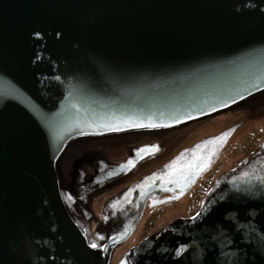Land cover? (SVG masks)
Instances as JSON below:
<instances>
[{
	"label": "water",
	"instance_id": "obj_1",
	"mask_svg": "<svg viewBox=\"0 0 264 264\" xmlns=\"http://www.w3.org/2000/svg\"><path fill=\"white\" fill-rule=\"evenodd\" d=\"M246 107L235 125L135 179L144 186L132 216L118 213L126 186L106 204L115 215L97 212L103 189L169 153L187 128ZM248 118H264V0H0V264H110L150 193L169 192L144 179L200 151L210 165ZM127 119L170 126L104 127ZM118 133L100 155L76 153L85 143L70 146L77 161L62 154L78 137ZM128 151L135 167H121ZM125 261L264 264V142L224 170L199 212L155 230Z\"/></svg>",
	"mask_w": 264,
	"mask_h": 264
},
{
	"label": "rangeland",
	"instance_id": "obj_2",
	"mask_svg": "<svg viewBox=\"0 0 264 264\" xmlns=\"http://www.w3.org/2000/svg\"><path fill=\"white\" fill-rule=\"evenodd\" d=\"M246 111H249V107L197 121L184 131L169 153L147 160L146 167H137L134 176L103 189V195L94 198L97 212L102 213L108 199L115 196L120 188L130 184L128 182L145 178L153 167L203 138L222 131L223 125H235V119L246 117ZM263 142L264 118H248L246 127L235 129L231 133L193 188L187 191L178 189L174 192L178 197H172L170 192L164 193L156 197L157 201L146 204L147 210L139 226L118 250L120 254L117 256V251L114 252L110 264H130V261L125 260L131 251L155 234V230L183 215L199 212L206 195L217 180L224 175V170L241 165Z\"/></svg>",
	"mask_w": 264,
	"mask_h": 264
},
{
	"label": "flooded vegetation",
	"instance_id": "obj_3",
	"mask_svg": "<svg viewBox=\"0 0 264 264\" xmlns=\"http://www.w3.org/2000/svg\"><path fill=\"white\" fill-rule=\"evenodd\" d=\"M118 138L123 139L124 137H122L120 135V133L113 134V135L109 134V135H100V136H82V137H78V138L74 139L73 141L69 142L66 145V147L64 148L62 154L65 155V156L67 155L69 158L70 157L71 158H74L75 160L74 159L73 160L74 161H77V160H79L78 157H76L73 153H71V150H73L74 148L73 149H70V148L72 146L77 145V144L85 143L86 144L85 147L77 146L74 149L76 151V153H78L79 151L83 150V151H81V153L79 155H82V154H86L87 156H90L91 154H94V156H96L97 154L100 155V152H102V151L105 152L106 150L109 149V145L106 144L105 142H103V140H106V141H111V140L112 141H117ZM101 142H103V143H101ZM120 145H122V143H120ZM131 147L132 146H130L129 149ZM94 152H97V153H94ZM200 152H202V151H200ZM200 152H197L196 153V155L198 157H196V158L191 157L189 160L184 161V163L180 166L181 169H179V170H173L172 169L173 167H169L170 165H172V163L167 164V166H164L163 167V170H160V173L157 172L156 174H153V175L151 174L149 176V178L144 179V182L145 181L146 182H149L150 181V183H149L150 188L154 187V189L156 188V191L159 190L158 187H161V190L162 191H164V190L169 191L171 193V196L172 197H178V196H176L174 194V192H176L181 187H184V188L185 187H188V184H191L193 181H195L196 178L199 175H201L202 172H203V170L209 165V160L210 159L203 160V159H200V158L210 157L211 155L207 152V153H204V155H205L204 156ZM128 153H129V151H128ZM128 156L129 157H128L127 161L130 158V153L128 154ZM125 162L126 161H124V163ZM86 163H90V161H88ZM121 163H116V164L118 165V164H121ZM198 164L200 165L199 168L196 167V165H198ZM189 165H191V167H189ZM165 170L167 171V173H166ZM88 172L89 171H86L85 169L82 170V174H85V173H88ZM130 174L131 173H130V170H129V171L126 172L125 176H128ZM160 174H161V177L158 176ZM90 175L91 176H94L92 174H90ZM147 175H145V176H147ZM128 183H130V184L129 185L127 184L126 187L122 191L119 192L120 195H121L122 206L120 207V210H119L118 213H121L124 216H126L127 213H128V215L131 214V216H132L133 211H135V209L137 210L138 209V206L140 205V195H136L133 198V196H132L133 191L131 193H129V190L130 189H134V191L137 190L138 189L137 185H139L140 183L139 182H128ZM192 187H193V185L191 186V188ZM156 194H158V193H156ZM157 196L156 195H153V193H150V196L148 198L147 204L149 202H155V201H157V200H155ZM104 208H106V209H105V213L103 214ZM107 208L108 207H106V205L104 204V207H103V210H102V216L103 215L105 216V214H106V216H109V214L110 215L111 214H114V215L116 214V211H114L113 213H111L110 210L107 209ZM92 213H93V216L91 218H93V219H95V217L98 218V216L93 211H92Z\"/></svg>",
	"mask_w": 264,
	"mask_h": 264
},
{
	"label": "snow or ice",
	"instance_id": "obj_4",
	"mask_svg": "<svg viewBox=\"0 0 264 264\" xmlns=\"http://www.w3.org/2000/svg\"><path fill=\"white\" fill-rule=\"evenodd\" d=\"M180 121L177 120V123H179ZM121 123H124V124H127L128 127L130 128H160V127H168L170 125H166V124H160V123H155V122H140V121H136V120H132V119H127V120H123V121H119L118 123L116 124H105L104 127L108 128L110 131H121L122 128L120 127V124ZM228 135V133H224L221 137H217V138H214V140H210V141H207L205 143L207 144H212L214 143L215 141H220V142H223L224 140V137H226ZM201 147L200 145H197V148ZM150 149H155V150H159L158 149V146L156 145H152V146H145L144 148H140L137 150V153L141 156V158H143V154L144 153H148L150 152ZM181 156H183V154H181ZM179 159V158H178ZM200 159H203V160H208L210 159V157H204V158H200ZM135 163L136 161L134 159H129L127 161V164L126 165H121V167H135ZM175 161L173 162V165H170L169 167H172L175 165ZM189 167H191V165H189ZM196 167H200V165H196ZM144 185H137V187H143ZM132 191H134V189H130L129 190V193H131ZM199 215V213L197 214ZM193 219H195V217H193ZM101 239H103V237H101ZM91 248H97L98 245L96 243H92L90 245ZM184 251V247L181 246V248L177 249V255H180L181 252Z\"/></svg>",
	"mask_w": 264,
	"mask_h": 264
},
{
	"label": "bare ground",
	"instance_id": "obj_5",
	"mask_svg": "<svg viewBox=\"0 0 264 264\" xmlns=\"http://www.w3.org/2000/svg\"><path fill=\"white\" fill-rule=\"evenodd\" d=\"M135 240H136V239H135ZM137 240H138V238H137ZM137 240H136V241H137ZM119 254H120V253L117 251V252H116V255L118 256Z\"/></svg>",
	"mask_w": 264,
	"mask_h": 264
}]
</instances>
